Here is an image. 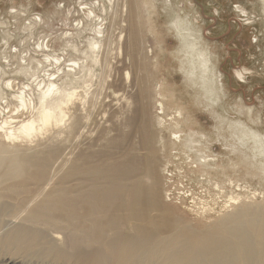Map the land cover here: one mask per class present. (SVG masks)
<instances>
[{"label":"bare ground","instance_id":"obj_1","mask_svg":"<svg viewBox=\"0 0 264 264\" xmlns=\"http://www.w3.org/2000/svg\"><path fill=\"white\" fill-rule=\"evenodd\" d=\"M139 4L109 0L113 20L103 42L98 40L104 19L95 5L81 8L88 20L78 25L96 26L81 62L66 51L45 55L55 71L37 86L38 96L23 98L29 86L12 94L18 106L0 122V264H21L15 260L20 255L52 264H264V205L188 207L184 196L163 188L155 161L163 131L172 146L194 142L197 133L177 135L183 106H167L161 83H152L157 57L143 41ZM191 37L181 39L188 75L196 79L207 72L208 61L198 51L196 33ZM66 40L78 53L73 37ZM38 49L47 52L48 40ZM244 72L236 74L243 79ZM13 85L8 81L5 87ZM124 113L132 115L120 117ZM115 115L122 131L108 141ZM34 139L32 148L14 145ZM105 147L117 149L116 159L108 158ZM212 163L196 161L195 171L217 173Z\"/></svg>","mask_w":264,"mask_h":264},{"label":"rangeland","instance_id":"obj_2","mask_svg":"<svg viewBox=\"0 0 264 264\" xmlns=\"http://www.w3.org/2000/svg\"><path fill=\"white\" fill-rule=\"evenodd\" d=\"M138 1L143 16V41L157 57V64L151 65L152 83H161L167 106L173 101L183 106L184 117L178 126L181 133L177 135L197 133L198 142L184 147L172 146L169 132L163 131L164 144L155 160L163 188L174 196H184L188 207L219 211L232 206V201L264 205V0ZM92 5L104 19L98 40L103 42L113 20L109 0H0V111L3 112L0 122L5 113L18 106L12 94L23 92L22 86H29L32 89L24 92L23 98L37 97V86L43 81L47 83V74H54L55 66L44 62L45 55L60 57L66 51L71 56L69 59L81 62L87 43L95 36L96 26L90 22L92 25L82 29L78 22L85 25L88 19H84L81 8ZM68 13L70 19L66 18ZM194 32L198 51L208 61L207 72L200 71L196 79L188 75L187 46L181 39L191 40ZM68 37H73L78 53L67 48L71 44L67 43ZM47 40V52H40L38 45ZM200 68L203 69L202 64ZM97 70L95 74L99 75ZM243 70L242 79L236 73ZM8 81L13 82V87H5ZM93 82L92 87L95 78ZM137 101L130 99L133 105ZM131 115L124 113L120 117ZM116 117L119 115L113 116L112 126L105 134L108 141L115 140L122 131ZM251 133L259 135L261 140H254ZM37 140L33 144L14 145L32 148ZM104 152L110 160L117 157L114 147H105ZM207 159L214 161L212 165L213 169H219L217 173L210 170L205 174L200 168L195 171L196 161ZM229 178L232 184L226 183ZM18 257L15 260L21 264H52L41 258Z\"/></svg>","mask_w":264,"mask_h":264}]
</instances>
